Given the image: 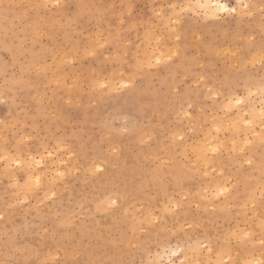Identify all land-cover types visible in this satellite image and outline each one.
<instances>
[{
  "label": "rangeland",
  "instance_id": "374dc122",
  "mask_svg": "<svg viewBox=\"0 0 264 264\" xmlns=\"http://www.w3.org/2000/svg\"><path fill=\"white\" fill-rule=\"evenodd\" d=\"M224 2L0 0V264H264V0Z\"/></svg>",
  "mask_w": 264,
  "mask_h": 264
},
{
  "label": "bare ground",
  "instance_id": "6f19581e",
  "mask_svg": "<svg viewBox=\"0 0 264 264\" xmlns=\"http://www.w3.org/2000/svg\"><path fill=\"white\" fill-rule=\"evenodd\" d=\"M202 8L212 17H216V13L223 11L217 7V5L223 4L226 5L224 0H200ZM228 9V7H227ZM146 59V58H145Z\"/></svg>",
  "mask_w": 264,
  "mask_h": 264
},
{
  "label": "snow or ice",
  "instance_id": "6c2138e0",
  "mask_svg": "<svg viewBox=\"0 0 264 264\" xmlns=\"http://www.w3.org/2000/svg\"><path fill=\"white\" fill-rule=\"evenodd\" d=\"M217 7L223 11H227V6L226 5H223V4H220V5H217ZM112 204H115V201H112L111 202Z\"/></svg>",
  "mask_w": 264,
  "mask_h": 264
}]
</instances>
